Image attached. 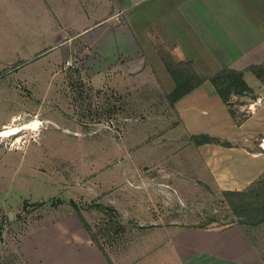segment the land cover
Segmentation results:
<instances>
[{"label":"rangeland","instance_id":"1","mask_svg":"<svg viewBox=\"0 0 264 264\" xmlns=\"http://www.w3.org/2000/svg\"><path fill=\"white\" fill-rule=\"evenodd\" d=\"M80 47L73 63L60 61L52 75H40L37 92H24L40 106L0 87V124L22 101L29 108L22 130L0 136V264H111L110 256L126 264L141 258L126 256L128 249L136 254L153 247L146 242L157 227L152 221L220 228L234 238L237 263L264 264V222H240L223 189L191 169L188 156L196 134L177 127L184 117L168 93L175 86L170 69L196 70L192 60L179 50L160 48L162 66L125 71L118 82L109 74L95 84L96 74L84 61L98 54L85 42ZM217 53V64L198 65L203 82L194 92H216L211 77L233 68L224 63V52ZM251 65L242 68L245 78L250 85L259 78L263 94L260 99L255 91L232 95L226 105L237 122L264 97V68L260 78ZM159 67L171 74L170 81L160 79ZM263 136L253 137V149L264 152ZM262 181L264 172L245 189ZM174 242L179 247L180 241Z\"/></svg>","mask_w":264,"mask_h":264},{"label":"crops","instance_id":"2","mask_svg":"<svg viewBox=\"0 0 264 264\" xmlns=\"http://www.w3.org/2000/svg\"><path fill=\"white\" fill-rule=\"evenodd\" d=\"M83 42L98 54L84 61L96 74L95 84L109 74L118 82L125 71L135 74L146 65L162 66L160 48L181 51L198 72L202 62L217 64L218 51L233 68L264 64V0H0V87L32 101L24 92H37L40 75H52L60 61L64 66L68 60L73 63ZM74 63L80 66L81 61ZM157 72L164 81L172 79L163 67ZM257 79L251 85L260 99ZM199 88L174 101L185 122L177 127L221 141L195 143L188 156L191 169L210 185L243 190L264 172V152L251 146L253 137L264 133V97L248 118L237 122L217 92H194ZM28 110L22 101L0 129L19 119L22 130ZM152 224L157 227L146 242L153 247L136 254L128 249L126 256L141 258L126 264H242L235 261L233 236L220 228Z\"/></svg>","mask_w":264,"mask_h":264},{"label":"trees","instance_id":"3","mask_svg":"<svg viewBox=\"0 0 264 264\" xmlns=\"http://www.w3.org/2000/svg\"><path fill=\"white\" fill-rule=\"evenodd\" d=\"M249 68L258 77H262L260 69L264 68V64H252ZM170 72L175 80L174 88L168 93V98L172 102L192 91L203 82V79L196 70L188 71L182 69L177 71L171 68ZM211 82L216 92L229 106L231 105L230 98L232 95L243 96L254 92L252 85L246 80L242 69L231 67L223 68L211 77ZM231 113L234 114L232 110ZM195 137L198 144L218 141L216 140L217 138L207 133L196 134ZM222 192L233 210L241 217L240 222L250 225H257L264 222V181L249 189H226ZM79 213L84 224L89 227V222L83 213L81 211ZM108 260L113 264L110 259Z\"/></svg>","mask_w":264,"mask_h":264},{"label":"bare ground","instance_id":"4","mask_svg":"<svg viewBox=\"0 0 264 264\" xmlns=\"http://www.w3.org/2000/svg\"><path fill=\"white\" fill-rule=\"evenodd\" d=\"M19 130H20L19 126H7L5 129H3V130L0 131V136H2V135H9L11 133L18 132Z\"/></svg>","mask_w":264,"mask_h":264},{"label":"built area","instance_id":"5","mask_svg":"<svg viewBox=\"0 0 264 264\" xmlns=\"http://www.w3.org/2000/svg\"><path fill=\"white\" fill-rule=\"evenodd\" d=\"M72 62H71V60H68L67 61V64L68 65H70ZM260 145L264 148V136L262 137V140H261V142H260Z\"/></svg>","mask_w":264,"mask_h":264}]
</instances>
